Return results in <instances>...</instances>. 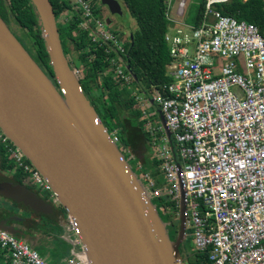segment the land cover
Segmentation results:
<instances>
[{
  "label": "built area",
  "instance_id": "2783aa9c",
  "mask_svg": "<svg viewBox=\"0 0 264 264\" xmlns=\"http://www.w3.org/2000/svg\"><path fill=\"white\" fill-rule=\"evenodd\" d=\"M65 1L70 10L58 24L80 19L89 43L105 47L114 82L131 85L125 38L107 28L89 0ZM230 2L201 0L203 15L188 25V0H164L172 83L162 89L168 98L156 91L153 99L170 136L147 125L152 159L160 163L164 185H154L149 174L140 179L152 201L163 198L169 204L168 213L184 202L195 253L208 252L212 264H264V28L224 15L218 6ZM73 70L80 79L82 69ZM111 138L120 146L116 131ZM0 144L32 186L56 203L49 183L1 131ZM65 226L72 251L57 264H89L79 230L68 216ZM0 249L10 264H50L3 231Z\"/></svg>",
  "mask_w": 264,
  "mask_h": 264
},
{
  "label": "water",
  "instance_id": "95a60500",
  "mask_svg": "<svg viewBox=\"0 0 264 264\" xmlns=\"http://www.w3.org/2000/svg\"><path fill=\"white\" fill-rule=\"evenodd\" d=\"M30 2L56 85L0 18V131L49 183L56 203L79 230L89 264H182L184 202L171 240L141 179L84 96L64 55L50 0ZM99 2L123 15L117 0ZM126 69L130 72L128 64ZM0 196L42 215L51 209L20 185L1 182ZM0 231L15 237L6 227Z\"/></svg>",
  "mask_w": 264,
  "mask_h": 264
},
{
  "label": "trees",
  "instance_id": "16d2710c",
  "mask_svg": "<svg viewBox=\"0 0 264 264\" xmlns=\"http://www.w3.org/2000/svg\"><path fill=\"white\" fill-rule=\"evenodd\" d=\"M117 1L128 10L136 24L135 30L131 31L132 43L126 47L130 68L137 76L134 85L157 87L169 83L170 79L165 76V66L169 64L170 57L164 43L167 30L164 0ZM50 3L56 20H59L63 13L68 14L70 10L65 0H50ZM218 8L224 15L239 22L253 24L261 30L264 28V0H231L229 4ZM92 10L97 16L98 12L94 6ZM201 10L202 7L198 6L195 15L201 16ZM0 18L34 62L56 85L41 37L38 16L30 0H0ZM79 21L80 19H74L66 25L58 24L57 27L64 55H71V67H82L79 81L84 96L105 128L116 131L119 144L129 150L135 160L140 161L142 168L144 165L143 169L137 170L139 174L143 176L149 173L154 180L161 179L158 163L148 159L150 136L143 129L141 116L135 109L130 91L114 82L112 74L108 73L113 67L107 61L105 47H93L89 43L88 32L79 28ZM112 32L121 39L124 38L122 32ZM75 60L80 63L78 66L75 65ZM4 154L0 147V160L3 162L6 161ZM26 162L30 164L27 160ZM156 186L162 187V184L158 182ZM44 200L48 199L45 197ZM163 201L156 200L157 207L159 205L166 208L161 205ZM189 241L191 242V238ZM36 250L38 251V248ZM67 251V246L64 245L62 251H57V255L61 257V254ZM2 255L0 252V264H10ZM181 255L185 264H212L208 252L198 254L191 251L185 255L181 249Z\"/></svg>",
  "mask_w": 264,
  "mask_h": 264
},
{
  "label": "flooded vegetation",
  "instance_id": "af4514ba",
  "mask_svg": "<svg viewBox=\"0 0 264 264\" xmlns=\"http://www.w3.org/2000/svg\"><path fill=\"white\" fill-rule=\"evenodd\" d=\"M94 3H96L95 0H91V4L96 5ZM105 8H106L105 9L106 13L110 14L108 8L107 7ZM111 23L119 24V22L115 21L114 19H111ZM0 147L3 149L5 153L4 156L6 158L5 162L0 160V183L4 182V183H9L11 185H20L25 188H28L30 191L36 194L35 192L36 189L30 183L27 174H25L23 171L19 169H16L14 162L11 159V156L6 152L3 145L0 144ZM139 176L141 177V174H139ZM36 196H38L40 199L45 201L38 194H36ZM4 200L5 201L3 202V205H2V201L0 200V226L8 228L11 231V233L15 234V237L20 239H23L24 236L27 235L28 232L30 231L31 232L30 236L33 239L31 240L30 244L37 246L39 251H43L41 249L46 248V246L43 245L44 240L47 241L49 245H51L52 249H59L62 251L64 245L67 246V249L69 248L67 244L71 245V242L69 239L68 230L66 226H64V223H59V219L64 218V215L66 216V213L59 204L57 203H55V205L49 204L51 208L54 207L58 215L62 217V218H57V221L55 222L41 215L40 216L36 215L35 219H29L30 214L33 213V211H31L28 207L24 206L22 203L12 201L8 198ZM159 209L163 213V215L168 218L167 228L169 229V231L172 232L171 237L174 236L175 235L174 232H177L176 226L179 223L177 219L179 210L178 211L175 210V212L172 211L168 213L167 212V209H169L168 203L166 204V208L159 207ZM25 215L27 216L24 217ZM168 215H170V217H168ZM39 219H45L46 223H42L40 225L32 223V221L36 222Z\"/></svg>",
  "mask_w": 264,
  "mask_h": 264
},
{
  "label": "crops",
  "instance_id": "0c3cea01",
  "mask_svg": "<svg viewBox=\"0 0 264 264\" xmlns=\"http://www.w3.org/2000/svg\"><path fill=\"white\" fill-rule=\"evenodd\" d=\"M229 4V3H228ZM198 6H201L202 7V3L200 4V5H198ZM121 7H122V9H123V5H121ZM187 9H188V7H187ZM196 12V11H195ZM201 12V16L203 15V8H202V10L200 11ZM191 13H190V11H189V9H188V15H187V17L190 15ZM201 16H196V15H194L193 16V19H192V21H193V24H196V22H198L199 21V19L201 18ZM106 20V19H105ZM105 20H104V22H105ZM110 21H111V19H110ZM120 23V22H119ZM112 25H114V26H118L119 24H112L111 22H110V24L107 26V28H109V30L110 31H112L111 29H110V27L112 26ZM113 31H115V30H113ZM168 31V29L166 30V32ZM166 34V33H165ZM123 36H124V38H125V50H126V47H127V45L129 44V45H131V43H132V40H131V38H132V33L130 32H127V33H123ZM164 43H165V35H164ZM167 46V45H166ZM167 49H168V53H169V57H170V62H169V64H167L166 66H165V76L167 77V78H169V71H170V68L172 67V65H173V62H174V60L172 59V57L170 56V51H169V47L167 46ZM126 53H127V63H128V65H130L129 64V56H128V51L126 50ZM125 61V62H126ZM129 72V71H128ZM132 74H131V73ZM130 72H129V74L132 76V83H131V85H129V86H122V87H124L130 94H131V97L134 99V102H135V109H137L138 111H139V114H140V120L143 122V129H144V131L149 135V136H151L150 135V133L148 132V130H147V125L148 124H150V125H152L153 127H161L162 129H163V131H164V134H165V130H164V128L163 127H166V125H164L163 123H161V121H160V118H159V115H161V113H160V109H159V107H158V105L155 103V101H154V99H153V97H154V95L156 96L157 95V92L159 93V95L161 96V97H165V98H168V93L166 92V91H163L162 89H163V86H168V85H170L171 83H172V80H171V78H169L170 79V82L169 83H165V84H163V85H160V86H157V87H154V86H149V87H141V86H138V85H134V83H135V80H137V76H135V74H134V72L132 71V70H130ZM240 72H241V70H240ZM108 73H110V74H112V78H113V76H114V73H113V71H108ZM104 75H107V74H104ZM133 75L135 76V80L133 79ZM157 91V92H156ZM162 116V115H161ZM163 117V116H162ZM164 119V118H163ZM165 121V120H164ZM167 129V128H166ZM169 136H170V134H169ZM152 144V137L150 138V145ZM123 149H124V151H128L129 153H125L126 155H127V157L129 158V157H132V160H134L135 159V157L134 156H132V154H131V152L129 151V150H127L126 148H124L123 147ZM170 149L172 150V146H170ZM147 156H148V159H149V161H151V162H153V161H155V162H157L158 163V169H159V172H160V177H161V179H153L151 176H150V178L153 180V183H154V185H156V183H158V182H160L162 185H164V178H162L163 177V175H162V172H161V169H160V163L158 162V161H156L155 159H152V150H151V147H149V152H147ZM140 167V170L141 169H143L144 168V165H143V168H142V164L140 163V161L138 162L137 161V167ZM138 169V168H137ZM147 174H149V173H147ZM150 175V174H149ZM160 199H163V198H158V199H156V200H160ZM164 200V199H163ZM45 202H47L48 204H54L55 205V203L51 200H47V201H45ZM163 204H167V202L164 200L163 201V203L161 204V205H163ZM160 210V209H159ZM36 215H38V216H44V217H46V218H48V219H50L51 221H57V218H62V217H60L59 215H58V213L55 211V209H54V207L53 208H51L50 209V212H48L47 214H45V215H42V214H39V213H37V212H33V213H31L30 214V217H29V219H35V216ZM65 219H66V216L64 215V218H62V219H59V223H64V226H65ZM30 221V220H29ZM30 231L28 232V234L27 235H25L24 236V238L21 240V242H26V244H28L30 247H32L34 250H36V248H38L37 246H35V245H31L30 244V242H31V240H33L32 238H31V236H30ZM70 235V234H69ZM16 238V237H15ZM17 239V238H16ZM24 239L26 240V241H24ZM43 245H45L46 246V248L44 249V248H42L41 250H43V251H40L42 254H43V258L44 259H46L50 264H57V263H60L63 259H65L63 256H59V255H57V251L59 250V249H52V247H51V245H49L48 243H47V241H43ZM68 245V247H69V250H70V255H71V251H72V245H69V244H67ZM71 248V249H70ZM37 251V250H36ZM59 251H61V250H59ZM69 255V256H70ZM69 256H67V257H69ZM66 257V258H67Z\"/></svg>",
  "mask_w": 264,
  "mask_h": 264
},
{
  "label": "rangeland",
  "instance_id": "374dc122",
  "mask_svg": "<svg viewBox=\"0 0 264 264\" xmlns=\"http://www.w3.org/2000/svg\"><path fill=\"white\" fill-rule=\"evenodd\" d=\"M90 1V3H91V0H89ZM95 2L96 3H94V4H96V5H94L95 6V8H96V11L98 12L97 13V16L98 17H105V19H114L115 21H117V22H120L119 23V25L118 26H114V25H112L111 27H110V29L111 30H116V31H119V32H122V33H127V32H131V31H133V30H135V27H136V24H135V20L132 18V16L130 15V13L128 12V10L125 8V7H123V15H121V16H116L115 14H112V13H110V14H107L106 13V8L104 7V6H102L101 4H100V2H99V0H95ZM93 4V3H92ZM201 4V0H188V4H187V7H188V9H189V11H190V15L188 16V17H186L185 18V22L188 24V25H193V21H192V19H193V16L195 15V11H196V9H197V7H198V5H200ZM108 12V11H107ZM107 15H108V17H107ZM61 16H63V14L61 15ZM89 47H91L90 45H88ZM65 57H66V59H67V61L69 62V64H70V66H72V63H71V61H72V58H71V55L70 54H68V55H65ZM80 63H78V61H76L75 60V65H79ZM75 67H73V69H74ZM77 69H82V67L79 65V67L77 68ZM105 73V72H104ZM232 91L233 92H235L236 94H241V92L239 91V90H237V89H232ZM105 127V126H104ZM107 129V131H108V133L110 134V136H112V134H113V130H111V129H109L108 127L106 128ZM120 151H121V153L123 154V156H124V158L127 160V155L125 154V152H124V150H123V147H122V145H120V149H119ZM128 161V160H127ZM128 165H129V167H130V169L135 173V174H137V175H139V172L137 171L138 169H137V160H132V161H128ZM36 192V194H38L40 197H42L43 199H45V197L48 199V200H50L51 201V199L49 198V196L46 194V193H43V192H41V191H35ZM4 199H7V198H4V197H2V196H0V200L2 201V205H3V202L5 201ZM154 202H153V205H154V207H155V211H156V213L158 214V216H159V219H160V221H161V223L164 225V224H166L167 222H168V218L167 217H165L164 215H163V213L157 208V203L155 202L156 200H153ZM158 207H160L159 205H158ZM32 223L33 224H37V225H40V224H42V223H46V220L45 219H39V220H37L36 222L35 221H32ZM179 225H180V222L177 224V226H176V229H177V232H178V230H179ZM166 231H167V235L169 236V238L171 239V240H174L175 239V235L177 234V232H174L175 233V235L174 236H172L171 237V234H172V232L171 231H169V229L166 227ZM187 233H188V229L186 228L185 229V237H184V241H183V243H182V245L180 246V254H181V249H182V251H183V254H189L191 251L193 252V245H192V240H191V242L189 241L190 240V235H187ZM189 237V238H188ZM17 238V237H16ZM74 238V237H73ZM17 240H19V241H21L22 239H20V238H17ZM69 249V248H68ZM71 249V248H70ZM34 250V249H33ZM36 251V250H35ZM0 252H1V254H3L4 252L0 249ZM70 250H68L65 254H61L62 256H64V258H66L67 256H69L70 255ZM37 253L41 256V257H43V254L38 250L37 251ZM182 256V255H181ZM2 257H3V255H2ZM4 258V257H3ZM184 257H182V264H185L184 263Z\"/></svg>",
  "mask_w": 264,
  "mask_h": 264
},
{
  "label": "clouds",
  "instance_id": "9594fccd",
  "mask_svg": "<svg viewBox=\"0 0 264 264\" xmlns=\"http://www.w3.org/2000/svg\"><path fill=\"white\" fill-rule=\"evenodd\" d=\"M225 5H227V4H225ZM94 5H92V7H93ZM95 7V6H94ZM218 7H220V6H218ZM102 18V17H101ZM233 18V17H232ZM234 19V18H233ZM237 21V20H236ZM237 22H239V21H237ZM242 22V21H241ZM130 66V65H129ZM130 70H131V68H130ZM128 71V70H127ZM80 80V79H79ZM80 82V81H79ZM117 133V132H116ZM131 161V160H130ZM138 177L139 178H141L139 175H138ZM154 200H156V199H154ZM158 209H159V207H157ZM186 222V221H185ZM186 228V227H185ZM187 235H189V232L187 233Z\"/></svg>",
  "mask_w": 264,
  "mask_h": 264
}]
</instances>
